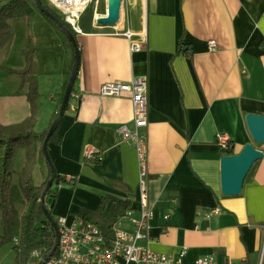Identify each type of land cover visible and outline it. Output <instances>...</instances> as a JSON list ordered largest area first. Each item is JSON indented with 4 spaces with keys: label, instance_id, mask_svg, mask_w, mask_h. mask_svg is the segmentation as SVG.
<instances>
[{
    "label": "crops",
    "instance_id": "crops-1",
    "mask_svg": "<svg viewBox=\"0 0 264 264\" xmlns=\"http://www.w3.org/2000/svg\"><path fill=\"white\" fill-rule=\"evenodd\" d=\"M27 2L31 20L10 19L15 36L0 49L1 125L29 115L27 87L18 74L9 73L24 68L22 50L29 41L38 53H49L36 55L39 117L48 112L50 121L74 64V50H66L65 41L58 46L61 58L51 54L58 33L34 0ZM120 6L118 26L145 33L146 39H133L143 49L131 53L130 41L110 35V27L97 23L103 16L97 13L90 31L80 27L76 34L78 71L69 103L78 96V107L64 112L56 133L59 142L47 144L52 167L66 180L74 178L75 187L53 185L52 215L71 225L73 214L95 209L102 196L113 195L131 201V218L120 225L134 230L131 219L138 218L140 204L137 158L120 134L123 126L134 129L132 102L97 93L104 83L142 76L148 81V124L142 133L147 136L152 215L148 239L138 241V247L169 256L185 251V264L207 255L216 264H264V143L253 141L246 124L248 115L264 117V0H120ZM22 27L25 40L15 46ZM37 126L36 132L48 128L38 131ZM217 133L230 136L229 155L248 144L263 154L236 196L221 192L220 160L227 154L215 143ZM88 151L97 161L85 159ZM40 172L42 183L45 166ZM214 208L219 214L205 218Z\"/></svg>",
    "mask_w": 264,
    "mask_h": 264
},
{
    "label": "trees",
    "instance_id": "trees-1",
    "mask_svg": "<svg viewBox=\"0 0 264 264\" xmlns=\"http://www.w3.org/2000/svg\"><path fill=\"white\" fill-rule=\"evenodd\" d=\"M42 6L52 15L57 17L62 23L63 19L47 2L40 0ZM35 3V2H34ZM35 8L42 16L61 33L60 28L43 14L38 6ZM32 9L27 0H0V49L10 44L14 38L13 29L8 21L13 18L27 17L31 20ZM93 19V10L88 7L80 18V27L82 30L90 31ZM66 28L76 39V33L65 24ZM64 44L71 45L65 38ZM76 47L79 52L78 42ZM74 50V48L72 47ZM25 59V66L20 71H9L16 73L21 79V85L27 87V102L29 104V115L21 122L12 125L0 124V225L2 229L1 242L18 240V244H13L15 250V260L12 264H40L47 258L53 250L55 244V231L52 222L57 219L52 215V207L55 203L57 190L53 185H67L75 187V179L66 180L55 170L51 171V166L42 151L43 142L49 128L57 118L58 110L62 102L63 95L57 102V110L52 114L49 127L36 132L39 114L40 93L38 91V64L36 61V49L33 43L29 41L22 50ZM78 71V70H77ZM72 91L69 95L65 111L68 110ZM57 129L51 135L49 141L59 142L57 139ZM24 152V162L14 181V165L18 150ZM229 155L230 148L223 151ZM45 163L46 175L44 181L37 186L33 180V172L36 166ZM54 181L51 188L45 196V206L48 211V217L45 216L41 207V195L50 178ZM51 199L49 205H46L47 199ZM22 204L24 210L19 213L18 206ZM133 211L132 203L129 199L120 198L113 195H104L100 198L99 204L95 209L82 208L79 213L73 214L74 221H80L86 224H94L98 227L105 238L108 246L114 239V226L127 213ZM37 254V256H36ZM57 250L53 252V259Z\"/></svg>",
    "mask_w": 264,
    "mask_h": 264
},
{
    "label": "built area",
    "instance_id": "built-area-1",
    "mask_svg": "<svg viewBox=\"0 0 264 264\" xmlns=\"http://www.w3.org/2000/svg\"><path fill=\"white\" fill-rule=\"evenodd\" d=\"M94 0H47L48 4L62 17L65 24L69 25L74 33H81L80 18ZM105 1V0H104ZM144 3L145 0H139ZM110 35L122 36L130 41V52L135 53L143 49L141 43L133 40L137 35L146 39L145 33L136 34L129 28L117 25L110 27ZM97 95L101 97L129 98L133 106V131L125 126L120 128L122 138L128 142L136 152L138 165V193L139 208L138 218L131 219L134 230L129 231L121 227L120 222L124 218H131V212L127 213L114 226V239L110 246L94 224H86L73 221L67 224L66 219L57 220L58 246L57 254L46 264H185L183 261L185 251L178 256L163 255L138 247V241L148 239V221L152 215L148 208V191L146 179L148 177L147 166V136L142 133L148 124V81L146 77H136L131 82H108L100 86ZM74 102L69 103L68 108L75 111L78 107V96H74ZM215 143L222 151L231 146V138L227 133H217ZM85 159L97 161L92 151L85 154ZM220 209L214 208L204 214L205 218H211L219 214ZM13 243L18 244L14 239ZM37 256V254H36ZM193 264H216L213 256L207 255L198 258ZM229 264H244V262H230Z\"/></svg>",
    "mask_w": 264,
    "mask_h": 264
},
{
    "label": "water",
    "instance_id": "water-1",
    "mask_svg": "<svg viewBox=\"0 0 264 264\" xmlns=\"http://www.w3.org/2000/svg\"><path fill=\"white\" fill-rule=\"evenodd\" d=\"M35 4L38 6L39 10L45 14L50 20H52L63 32L65 38L71 43L74 48V64L72 67V71L65 88V92L62 98V102L60 104V108L58 110L57 118L51 125L48 130V133L43 142L42 151L46 156L47 161L51 166V171L54 170L50 159L47 154V144L50 140L51 135L56 131L60 120L65 112L66 104L69 100V95L72 91V87L76 78L77 70H78V60H79V52L76 47V39L68 31L64 23H62L57 17L52 15L46 8L42 6L40 0H34ZM106 12L105 15L97 18V23L104 27H113L116 23V9L120 5V0H105ZM246 124L248 127V131L256 144L264 143V117L257 115H248L246 117ZM262 152L256 150L252 145L248 144L244 146V148L237 155H226L223 156L220 160V172H221V192L225 196H236L240 194L244 181L246 179L247 174L252 168L253 164L262 158ZM54 178L53 176L48 181L47 185L44 188V191L41 195V207L46 217H48V211L45 206V196L47 191L51 188L53 184ZM51 199H47L46 205H49ZM54 231H55V244L53 250L50 255L45 258L40 264H46L48 259L51 257L53 252L57 249L58 246V229L56 223L52 222Z\"/></svg>",
    "mask_w": 264,
    "mask_h": 264
},
{
    "label": "rangeland",
    "instance_id": "rangeland-1",
    "mask_svg": "<svg viewBox=\"0 0 264 264\" xmlns=\"http://www.w3.org/2000/svg\"><path fill=\"white\" fill-rule=\"evenodd\" d=\"M121 6L119 5V7H118L119 10L121 9ZM89 8L93 10V17L95 15V13H97L98 15H105V3L102 0H94L90 4ZM139 13H140V10H139ZM39 14H41V13H39ZM53 28L58 33V37L56 38V42H55L56 48L53 51V53H51V54H54L56 57L61 58L63 56V51H61L58 46L62 45V43L65 41V36H64L63 33H61L54 26H53ZM13 33H14V30H13ZM25 34H26V31L24 30V27H22V30H19L17 32L18 36L15 39L16 40L15 46L17 44L21 45L23 43V41L25 40L24 39L25 38ZM14 36H15V34H14ZM33 46L36 49V46L34 44H33ZM71 49H72V47L70 45H66V50H71ZM47 52L48 51L42 49L38 53V50L36 49V55L39 58L47 57L48 54H49ZM10 61H12V57L10 58ZM47 113L48 112L43 113L42 116L40 114L41 117H39V114H38V126H37V130L38 131H41L45 127H49L48 125H50L51 118H50V121H49L48 117H47V115H48ZM23 162H24V152H23V150L20 149L17 152L16 161H15V165H14V172H15L14 181L15 182L17 180V175H18V173H19V171H20V169H21V167L23 165ZM40 164H38L36 166V168H35V170L33 172V180H34V183L37 186H39L41 184V181H42V172H40V168L45 166V163H40ZM45 168H46V166H45ZM23 210H24V207H23L22 204H20L18 206L19 213H22ZM1 236H2V229H1V225H0V264H12L14 262V260H15V250L13 249V244L14 243H12V240L1 242Z\"/></svg>",
    "mask_w": 264,
    "mask_h": 264
},
{
    "label": "bare ground",
    "instance_id": "bare-ground-1",
    "mask_svg": "<svg viewBox=\"0 0 264 264\" xmlns=\"http://www.w3.org/2000/svg\"><path fill=\"white\" fill-rule=\"evenodd\" d=\"M105 10H106V6H105ZM121 16H122V14H121L119 8L117 7V9H116L117 25H119V22H120V20H121Z\"/></svg>",
    "mask_w": 264,
    "mask_h": 264
}]
</instances>
